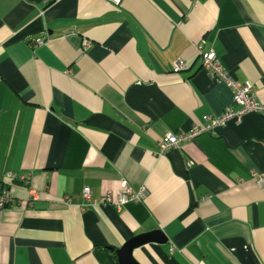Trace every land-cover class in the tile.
Here are the masks:
<instances>
[{
    "label": "crops",
    "instance_id": "crops-1",
    "mask_svg": "<svg viewBox=\"0 0 264 264\" xmlns=\"http://www.w3.org/2000/svg\"><path fill=\"white\" fill-rule=\"evenodd\" d=\"M199 44L264 104V0H0V264H264V114L160 153L232 104Z\"/></svg>",
    "mask_w": 264,
    "mask_h": 264
},
{
    "label": "built area",
    "instance_id": "built-area-1",
    "mask_svg": "<svg viewBox=\"0 0 264 264\" xmlns=\"http://www.w3.org/2000/svg\"><path fill=\"white\" fill-rule=\"evenodd\" d=\"M115 4H119L120 0H109ZM42 44V41H38ZM87 42H84L86 46ZM199 58L203 67L207 70L208 75L212 79L224 82L233 92V101L225 111L216 118H210L208 124L203 128H194L193 131L187 134L168 133L165 138L159 143L160 153H166L171 149L181 147L185 142L192 141L197 136L203 133H209L218 127H224L229 122L234 121L239 123L244 116L250 113L264 114V104L257 100L254 93V86L249 81L239 82L234 80L230 74L222 66L217 54L213 50H205L203 44L196 47ZM184 68V61L179 59L174 64V71H181ZM191 165V163L189 164ZM13 175H8V178H13ZM257 181L264 184V176L259 177ZM28 183V179H24ZM146 189L142 188L139 192L134 191L132 185L127 181L121 182V190L118 193L117 199L113 200L111 196L104 197L100 202L104 204H112L118 210L125 204L132 201H141L145 196ZM83 198L86 202L92 201V191L90 188H84ZM13 204L12 195L9 190L4 189L0 192V211Z\"/></svg>",
    "mask_w": 264,
    "mask_h": 264
},
{
    "label": "water",
    "instance_id": "water-1",
    "mask_svg": "<svg viewBox=\"0 0 264 264\" xmlns=\"http://www.w3.org/2000/svg\"><path fill=\"white\" fill-rule=\"evenodd\" d=\"M144 237L135 239L129 243L123 250L117 252L120 264H136L133 260L132 254L135 248H138V244L142 242Z\"/></svg>",
    "mask_w": 264,
    "mask_h": 264
},
{
    "label": "trees",
    "instance_id": "trees-1",
    "mask_svg": "<svg viewBox=\"0 0 264 264\" xmlns=\"http://www.w3.org/2000/svg\"><path fill=\"white\" fill-rule=\"evenodd\" d=\"M4 189L9 190V185H6V183L0 181V192Z\"/></svg>",
    "mask_w": 264,
    "mask_h": 264
}]
</instances>
